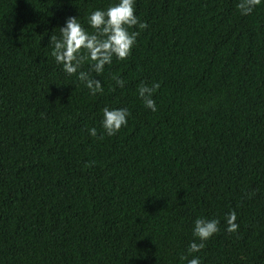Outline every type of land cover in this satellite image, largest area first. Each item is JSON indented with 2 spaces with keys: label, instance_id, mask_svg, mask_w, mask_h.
Instances as JSON below:
<instances>
[{
  "label": "trees",
  "instance_id": "16d2710c",
  "mask_svg": "<svg viewBox=\"0 0 264 264\" xmlns=\"http://www.w3.org/2000/svg\"><path fill=\"white\" fill-rule=\"evenodd\" d=\"M117 2L0 0V264H264V0H135L147 27L93 95L48 37ZM106 106L130 112L112 136ZM197 218L218 231L189 254Z\"/></svg>",
  "mask_w": 264,
  "mask_h": 264
},
{
  "label": "clouds",
  "instance_id": "9594fccd",
  "mask_svg": "<svg viewBox=\"0 0 264 264\" xmlns=\"http://www.w3.org/2000/svg\"><path fill=\"white\" fill-rule=\"evenodd\" d=\"M261 2L262 0H239L237 8L241 14L247 15ZM87 24L94 29L93 32L83 27L79 15L66 17L63 25L54 26L50 30L47 46H51L50 54L54 61L62 66L65 74L76 75L77 79L94 95L102 91V83L98 77L104 72L105 65H111L113 57L118 60L127 58L135 45L139 33L129 29L134 26L144 29L147 25L136 15L135 0H118L106 9H95L88 14ZM57 28L59 35L55 31ZM45 31L48 32L49 29ZM85 60L90 61L87 72L80 70ZM91 73H95L96 77H92ZM113 80L116 85L124 86V81L119 77L114 76ZM159 86V83L155 82L151 86L142 82L137 89L144 106L152 111L156 110L153 93ZM129 115L130 112L126 107H104L100 121L104 133L108 136L114 135L122 126L127 125ZM88 133L96 137L97 129L91 127ZM236 218L234 211L227 214V231L237 230L239 225L235 223ZM218 225L217 219L197 218L194 221L192 234L199 239L200 243L190 242L188 253L199 252L204 247L203 241L217 233ZM181 260H186L187 264H201L198 256H192L190 259L181 256Z\"/></svg>",
  "mask_w": 264,
  "mask_h": 264
}]
</instances>
